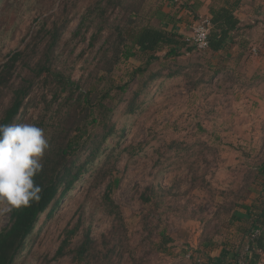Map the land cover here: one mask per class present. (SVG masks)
<instances>
[{
	"label": "rangeland",
	"instance_id": "obj_1",
	"mask_svg": "<svg viewBox=\"0 0 264 264\" xmlns=\"http://www.w3.org/2000/svg\"><path fill=\"white\" fill-rule=\"evenodd\" d=\"M95 2L0 0V68L17 51L24 58L0 87V116L19 82L16 73L24 75V64H33L48 43L43 27L48 31L58 19L69 23L55 64L74 81L72 89L90 91L93 99L87 121L73 133L78 143L69 158L84 170L59 203L40 214L14 264H210L223 250L224 264H242L253 253L264 264L257 241L264 226L260 221L252 229L264 207L258 169L264 163V27L258 36L254 27L245 33L239 26L217 52L198 49L188 40L196 22L210 15L191 0H129L141 9L132 14L137 25L175 28L187 45L177 56L163 46L148 65L139 51L106 73L101 46L112 28L94 45L102 19L84 21L79 30ZM106 15L112 26L129 21L119 7ZM39 80L16 122L38 126L43 120L52 137L55 80ZM109 186L119 214L106 208ZM6 207L0 204V232L10 224ZM247 211L248 219L242 217ZM76 225L66 254L56 256ZM86 232L93 251L76 260L70 250Z\"/></svg>",
	"mask_w": 264,
	"mask_h": 264
},
{
	"label": "trees",
	"instance_id": "obj_2",
	"mask_svg": "<svg viewBox=\"0 0 264 264\" xmlns=\"http://www.w3.org/2000/svg\"><path fill=\"white\" fill-rule=\"evenodd\" d=\"M212 1L209 6V15L212 21L209 39L210 49L217 52L225 47L232 38L233 32L240 28V18L237 16L236 10L241 0H217V3H214L215 0ZM128 5H131V7H128ZM112 7H119L124 13L122 20L129 19V21L118 22L114 26L110 25L107 22L108 16L106 13ZM86 10L88 12L84 14L83 23H81L79 30L84 26V21L102 19L101 22L97 23V32L94 34L92 45L95 44L98 36L112 28L101 46V61L106 65H110V67L103 66L106 73L111 71V66L116 65L121 59L138 56L139 51L145 55L146 64L148 65L159 57L158 53L163 46L168 47L167 55L177 56L182 53L183 48L187 45V40L180 36L175 28L168 31L154 25H137L132 19V14L141 10L136 2H129V0H96L92 7ZM59 20L48 31L45 26L43 27L49 38L48 43L43 47L42 53L33 64H24V69L26 70L24 75L16 73V76H20V78L18 77L19 82L13 84L10 104L4 114L0 116V124H17V116L25 106L26 99L33 91L38 79L42 81L53 77L55 84L50 101L58 103L59 114L57 109L51 114L52 122L50 127L54 129L52 137L49 135L45 122L43 120L38 121V127L46 130L45 135H47L49 144L52 145L46 150L42 158L43 170L35 177V182L43 188L41 199L38 202H32L30 206L11 210L10 224L0 232V264H14L18 252L32 232L40 214L52 203L58 204L62 196L72 189L79 175L84 170L83 165H76L75 158L72 163L69 158L74 154L75 145L78 143V136L73 133L77 130L80 131L82 125L87 121L90 114L89 111L93 109V99L90 91H81L79 86H76V90L72 89L74 81L63 69L58 68L55 64L56 50L62 40L65 27L69 23V21L60 23ZM247 42L250 43L249 40ZM137 47L139 50L136 49ZM186 49L191 50L192 48L187 47ZM23 60V52L17 51L0 68V87L9 84L12 78V73L9 70ZM143 70L142 68L138 69L140 72ZM67 89H70V93L64 96V92ZM108 93H105L101 98L108 96ZM60 98L62 99L61 101H59ZM106 138L105 136L104 139L106 140ZM50 148L53 153L46 155ZM91 155L93 154L91 153ZM258 169L264 175V163ZM110 191L111 186H109L105 196L106 208L110 213L119 214L120 212L111 197ZM242 217L248 219L251 214L247 211ZM256 217L252 224V229L257 228L260 221L261 225L264 226V207L262 212ZM78 227L76 225L67 231L68 234L58 248L56 256L66 254V249L71 244L72 236L76 233ZM263 237L259 236L257 241L259 242V247L264 250ZM93 248L90 233L86 232L83 241L76 248H72L70 252L73 253L74 259L84 260L92 253ZM227 253V250H223L222 257L218 256L211 260L210 264H224L223 261H225ZM248 255L250 256V254ZM259 257L258 253H253L242 264H259ZM232 264L241 263L236 259Z\"/></svg>",
	"mask_w": 264,
	"mask_h": 264
},
{
	"label": "clouds",
	"instance_id": "obj_3",
	"mask_svg": "<svg viewBox=\"0 0 264 264\" xmlns=\"http://www.w3.org/2000/svg\"><path fill=\"white\" fill-rule=\"evenodd\" d=\"M48 148L44 130L35 124H0V204L8 205L3 211L41 199L43 188L35 177Z\"/></svg>",
	"mask_w": 264,
	"mask_h": 264
},
{
	"label": "crops",
	"instance_id": "obj_4",
	"mask_svg": "<svg viewBox=\"0 0 264 264\" xmlns=\"http://www.w3.org/2000/svg\"><path fill=\"white\" fill-rule=\"evenodd\" d=\"M210 2L211 0H191V3H193L194 7H199V10L206 12L207 15H209ZM236 14L240 18V27H244V32L246 28L252 26L254 27L253 30H255L254 34H258V36H260V31L264 27V0H243V2L241 0L236 10ZM253 14L256 15L257 18L252 19ZM257 19L260 23H257ZM247 21L251 22L246 23Z\"/></svg>",
	"mask_w": 264,
	"mask_h": 264
},
{
	"label": "built area",
	"instance_id": "obj_5",
	"mask_svg": "<svg viewBox=\"0 0 264 264\" xmlns=\"http://www.w3.org/2000/svg\"><path fill=\"white\" fill-rule=\"evenodd\" d=\"M212 28V21L209 17H202L199 22L193 26V33L190 38L192 45L198 49L210 48V32Z\"/></svg>",
	"mask_w": 264,
	"mask_h": 264
}]
</instances>
